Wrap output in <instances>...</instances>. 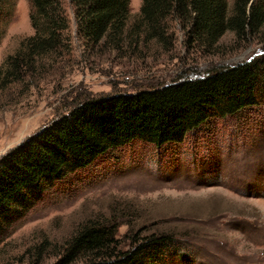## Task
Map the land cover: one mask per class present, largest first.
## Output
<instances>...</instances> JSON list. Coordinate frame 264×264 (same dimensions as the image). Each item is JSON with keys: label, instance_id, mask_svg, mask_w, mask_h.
Segmentation results:
<instances>
[{"label": "rangeland", "instance_id": "1", "mask_svg": "<svg viewBox=\"0 0 264 264\" xmlns=\"http://www.w3.org/2000/svg\"><path fill=\"white\" fill-rule=\"evenodd\" d=\"M63 4L68 47L33 58L19 79L3 81L6 59L32 35L27 0H10L0 25V156L79 100L158 89L264 57V27L247 40L228 32L205 48L178 22L170 23L168 48L154 41L85 48ZM140 6L130 0L132 21ZM97 218L121 225L116 239L124 249L135 235L175 236L178 247L163 264H264V100L207 121L180 144L135 141L66 176L0 239V264H60L64 242ZM184 253L189 263L179 259Z\"/></svg>", "mask_w": 264, "mask_h": 264}, {"label": "trees", "instance_id": "2", "mask_svg": "<svg viewBox=\"0 0 264 264\" xmlns=\"http://www.w3.org/2000/svg\"><path fill=\"white\" fill-rule=\"evenodd\" d=\"M65 1L85 48H138L152 41L168 48L171 22L184 26L190 41L205 48L228 32L247 40L264 27V0H234L232 6L227 0H141L133 21L130 0ZM27 2L32 35L6 59L3 81L19 79L17 71L33 58L69 45L63 0ZM9 6L10 0H0V25L10 16ZM263 100L264 57L158 89L77 101L49 128L0 156V239L48 190L108 151L135 141L156 148L180 144L207 121L234 116ZM119 226L86 220L62 245L60 264L78 258L82 264H163L179 244L160 232L135 235L124 249L116 239ZM179 259L189 263L185 253Z\"/></svg>", "mask_w": 264, "mask_h": 264}]
</instances>
